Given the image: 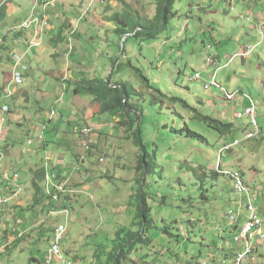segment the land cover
<instances>
[{
    "label": "rangeland",
    "instance_id": "1",
    "mask_svg": "<svg viewBox=\"0 0 264 264\" xmlns=\"http://www.w3.org/2000/svg\"><path fill=\"white\" fill-rule=\"evenodd\" d=\"M21 1L11 0L4 9L10 15L0 21L2 36L13 24L18 27L29 17L28 1L17 10L16 5ZM161 1L55 0V37L58 33L67 36L55 44V66L46 61V69L55 71V79L43 74L37 76L38 71L33 68L29 72L35 78L33 83H25L30 94L28 110L22 109L24 106L20 103H24V97L16 89L15 96L5 99L4 88L11 81V72L2 67L7 64L6 60L0 63V107L15 102L9 114L12 110L23 113L27 121L24 127L18 121L16 124L20 126L12 125L7 116L3 127L7 148L1 175L7 181L13 180V187L21 177L29 180V174H23L21 168L31 159L30 149L41 147L37 143L28 147V129L39 119L34 113L33 121L31 113L42 109L40 118L44 117L43 121L48 123L39 128L35 126L38 131L42 129L34 133H38L32 137H36L35 140L41 135L46 139V128L61 126L59 136L49 139L47 144L55 146L56 156H64L67 162L73 154L84 149L80 134L73 130L83 124H69L82 118L78 108L83 110L85 106L92 110L95 107L99 112L96 104L91 106V95L75 94L77 85L97 78L107 82L111 77L112 83L128 81L142 93L139 98L132 96L144 110L140 134L143 152L135 143L134 134L118 127L117 118L113 116L106 115L104 131L98 130L92 135L88 160L85 165L81 164L82 172L74 175L76 184L71 187L68 234L62 246L67 263L62 264H68L69 260L71 264H112L108 257L119 245L118 231L131 228L135 223L133 230L140 228L137 208L143 192L154 220L144 236L148 243L141 242L128 256L132 260L122 258L121 264H193L207 257H224L226 252L234 253L226 260L232 259L243 250L244 243H236L234 232L229 233L231 222L226 217L231 213L239 214L238 225L242 226L247 218V201L239 196L236 184L226 173H242L245 177L256 199L264 237L262 1L249 4L244 0H176L172 12L178 16L170 17L167 28L155 39H135L133 36L141 27L128 34L125 41L126 34L116 33L122 23L112 19L114 14L126 20L128 29L136 25H156ZM7 9L11 11L7 13ZM27 31L33 32L32 42L36 49L41 40L48 39L47 29L40 35V30L32 25ZM50 51L49 48L43 55L45 60H49ZM15 52L21 54L20 50L14 49L13 54ZM216 55L223 67L218 72L217 67L207 63L208 58ZM120 65L124 67L117 70ZM113 68L116 72L112 75ZM135 68L142 70L152 89L140 83L134 74ZM196 73L201 74V79H194ZM214 75L225 92L216 87L205 89L206 82ZM22 85L23 82L14 87ZM48 85L52 88L45 92ZM152 86L170 98L183 100L188 106L167 101ZM239 92L250 96L257 106L259 136L254 140L247 139L246 133L255 132L248 118L234 115V100L225 97L226 93ZM76 95L83 100L76 102ZM195 110L212 119L224 121L227 118L225 122L233 123L237 131L234 136L232 133L225 137L222 127L215 129L195 119ZM53 111L57 116L51 124L48 121ZM98 112L93 113V120L100 119ZM2 118L0 115V120ZM187 128L200 137L190 136ZM232 140L241 141V144L229 153L224 146ZM34 153H39L40 157H34L32 166L35 160L41 165V159L49 164L52 158L50 151L35 150ZM143 153L148 173L141 177L137 168ZM219 166L225 175H210ZM13 176L17 177L12 179ZM28 183L26 186L30 188L24 186L21 195L10 200V207L0 216V264H35L33 259L43 257L53 246V237L48 238L43 226L55 228L58 222H66L65 216H45L41 208L36 214L31 211L35 191ZM6 241L9 245H4ZM253 244L252 255L247 257L245 264H264V238H256Z\"/></svg>",
    "mask_w": 264,
    "mask_h": 264
},
{
    "label": "trees",
    "instance_id": "2",
    "mask_svg": "<svg viewBox=\"0 0 264 264\" xmlns=\"http://www.w3.org/2000/svg\"><path fill=\"white\" fill-rule=\"evenodd\" d=\"M10 1L11 0L6 1L5 4L0 8V21L5 19L6 12L4 9L6 8V6L8 5V3ZM166 1L167 0H162L159 4L157 15H156V20H157L156 25L152 24L150 26L148 25L147 27H142L140 25H136V26H132L128 29V28H126V26H127L126 20L124 21L123 18H118L119 17L118 14H114L112 16V19L114 21H118V22L122 23L121 27H117L116 33L121 34V35L132 34L133 32L137 31L138 27H141L142 29L138 30L135 33V35L133 36L135 39H138L141 37L144 38L145 40L155 39L157 37V35L159 34V32H161V30L159 28L162 25L163 7H164ZM175 1L176 0H170L168 5H167V8H166V26L163 29L167 28L168 21H169L170 17L178 16L177 13L172 12ZM244 1L248 2L249 4L252 3V1H250V0H244ZM260 1L261 0H256L253 3H258ZM234 2H235V0H234ZM27 19L29 21L30 18L28 17ZM27 19H26V21H27ZM19 32H21V31H19ZM9 35H11V34L8 33L5 36L0 37V39H1L0 51L5 52L8 56V58L10 59V48H11L10 44H11V42L15 41L16 36L19 37L20 33H18L17 35L11 36L12 39H9L10 38ZM61 38H62V35L60 36V34L58 33V35L55 37V44ZM116 64H118V62H115V65ZM122 67H124V66H122V65L118 66L117 70H119V68L121 69ZM115 72H116V70H115V68H113L112 75ZM134 74L138 77V80L140 81V83L144 87H146V88L150 87L151 88L150 81L147 77L144 76L142 70L135 68ZM208 83H209V81L206 82V84H208ZM212 87H214V86H211V88ZM153 89H155V88L153 87ZM154 91L157 92L160 97L166 98V100L169 102H172V103H180L181 102L183 105L188 106L187 103H185L183 100H180L179 98H170V97L166 96L163 92H161L157 89H155ZM75 93L85 94L84 96L91 95L93 97L92 103L94 105L96 104L98 106L100 114L110 115V116H113V118H117L118 121L116 122V125L120 128H124L125 132H128L130 134L133 133L134 137H135V143L140 146V148L143 152L144 147H143V143H142L140 134H142V131H143L142 128L144 126L143 125L144 124V116H143L144 110L140 104H137L135 102V100L133 99L134 96H132V94H134L136 98H139L142 95L141 92H139L135 87H133V86L131 87V85L128 81L127 82L118 81V82L112 83L111 77H110L108 79V83L105 82V80L102 78L84 80L83 84L77 85V87L75 89ZM213 103H215L214 100H213ZM252 103L257 108L255 102L253 101V99L250 96L244 95V93H241V92L236 93L235 97H234V101L232 102V104H235L234 111H233L234 115H242L243 116L244 111L247 110L248 107H251ZM194 112H195L194 113L195 119L200 120L202 122H205L207 124H210L215 129H219L220 127H222L221 133L225 137L227 135H232V133L234 136V133L237 131L235 129V126L233 123L225 122L228 120L227 118H225L226 120L221 121V120L209 118L208 116H204L201 113H199L197 110H195ZM248 120H249L250 126L255 130L254 126L251 123V120L250 119H248ZM188 133L190 136L200 137L199 134L191 131L190 129H188ZM248 133H246L247 139H248ZM258 136H259V132H258ZM79 137H80V141L81 140L83 141V138L80 135H79ZM250 140H254V139H250ZM232 141L233 142L231 144H230V142H228L224 146V150L228 151L229 153L233 150L234 146H236V145L239 146L241 144V141H238V140H232ZM4 143H6L5 137H4ZM89 151H86V152L89 153ZM75 158H77V160H76L77 162L74 161L75 163L74 162L72 163V171L73 172H82L81 160L77 156L76 157L74 156V159ZM60 160H64V163L66 162V158L64 156H63V158H60ZM50 162H51V160H50ZM54 164L55 163H53V165ZM48 171L50 174L55 175L57 177V180H59V181L70 180V175H68V177H63L62 175H60L59 171L56 170V167L51 165V163L49 164ZM137 172H138V175H140L141 177L144 174L148 173V168H147V163H146V155H144V153H143V156H141V159L139 160V166L137 168ZM46 174H47V169L45 168V165L42 166L40 169H34L33 173L31 174V176H32V187L35 191V196L33 199L34 205L31 208V211L34 214H36V213H38V210L41 208V211L43 212V214L45 216L50 217L52 212L59 210L60 205L71 203L72 199H71L70 195L72 194V190H71V187L68 186V188H67L68 193L64 194V195L61 194L62 196H60L61 203L60 204L55 203L52 200V197L48 196L46 194V191H45ZM220 174L225 175V173L222 172V170H221V166H219L217 168V170L213 169L210 172V175H212V176H218ZM141 177H140V179H141ZM242 177H243L242 179L246 183L245 177L243 175H242ZM14 178H15V176H13L12 179H14ZM233 182L236 184V181L233 180ZM246 185L248 188V183H246ZM13 189L14 188L12 186H9V183L7 182V180H5L4 176L0 174V190L2 192H4L5 194H7V191L13 190ZM239 196H241V195L239 194ZM241 197L247 201L246 197H244V196H241ZM138 204L139 205L137 208V214L140 217V219H139L140 220V222H139L140 228L138 231L133 230V227L135 228V226H136V223H135V225H132L131 228H128V229L125 228V229H121L120 231H118L117 236H118V239L120 241L119 245L116 248L115 252L113 254L111 253V255L108 257V260L112 264H121L122 258L132 260L131 257H128L130 255V253H132L133 250H136L137 246L139 244H141V242L148 243V240L145 241L144 236L146 235L148 229L151 228V224L153 225L154 220L151 218V215H150L151 209L147 204V199H146V195L144 194V192L140 194ZM51 217H53V216H51ZM59 217H61V216H59ZM56 218H58V217H56ZM226 219H227V217H226ZM59 224L60 223L58 222L56 225H59ZM238 226L239 225H236V226L233 225V227L231 228V223H230V231L231 232H229V231L228 232L231 235L234 232V234L236 235L238 232ZM43 232L49 234L48 238H51V236L53 237L54 228H52V227L49 228L48 226L46 228L43 226ZM233 255H234L233 252H231V253L226 252L224 257H222V256H221V258L220 257H207V258L202 259V260L201 259L197 260V261L195 260L193 262V264H201V263L220 264L222 261L232 257ZM47 257H48V255L46 252L42 257L43 258L42 260H35V261H37V262L40 261L39 264H42L46 260Z\"/></svg>",
    "mask_w": 264,
    "mask_h": 264
},
{
    "label": "built area",
    "instance_id": "3",
    "mask_svg": "<svg viewBox=\"0 0 264 264\" xmlns=\"http://www.w3.org/2000/svg\"><path fill=\"white\" fill-rule=\"evenodd\" d=\"M5 1H9V0H5ZM250 1L254 2L256 0H250ZM4 4L5 2L1 3L0 8ZM47 5L48 3H46L44 0H33L31 10L28 13V16L30 17L29 21L27 22L25 20L20 26L12 28L9 32L16 34L19 31H27L30 29L32 25H34L35 28H38L40 30V35H41V33L43 32V29H47L49 25L48 18L45 15V10H44ZM39 7H42V13H40L41 15L38 13ZM0 44H1V39H0ZM34 45H35L34 43L31 44L29 48H36ZM246 52L244 53V56L247 57L248 55H246ZM11 58H12L11 81L7 85L6 92H5V99H10L13 96L14 94L13 87L21 85L25 77V74L27 73V67L23 64L25 54L21 55L18 53H14L12 54ZM233 59L234 57L230 59V62H232ZM207 63L217 67V72L223 68L221 66V60L218 55L208 58ZM201 77L202 76L200 73H196L194 79L199 80L201 79ZM216 77L217 76L214 75L210 78L209 83L205 84L204 86L205 89L209 90L211 86H214L218 89L220 88V90L225 92V89L218 84ZM10 87H12V89ZM225 97L228 100H234L235 94L226 93ZM252 113H253L252 110H247L246 112L247 115H252ZM0 115L4 117L0 120V174H2V164L5 158L3 154L4 152L2 149V146L5 144L4 143L5 135H3V132H4L3 127L7 123L6 116L9 115V107L7 106L0 107ZM56 116H57V113L53 111V113H51L50 115V121H53ZM18 122L20 125L24 124V121H18ZM74 131L77 134H81L83 138L84 137L87 138L89 136H92L94 132L96 131V129L93 126L84 127L83 129L79 127H75ZM36 143L43 146L45 143V137L41 135L37 137L36 140L29 141L28 147H33ZM82 144H83L85 151H89L91 149L90 140L84 139L82 141ZM49 164L47 162L45 164V168L47 169L46 181H45V191L48 196L52 197V200L55 203L60 204L61 203L60 196L68 193L67 188L68 186H70L71 181L70 180H67V181L57 180V177L55 175H52L49 173L48 171ZM234 179L236 180V190L238 191V193L241 196L243 195L248 196V192L244 184L240 181L238 175H236ZM7 182L9 183V186L13 187L12 185V183L14 182L13 180L7 181ZM17 183L18 184L15 187H13L14 188L13 190L7 191V194H5L4 192L0 190V216L4 213L5 210H8V208L10 207V200H13V198H18L21 195L24 185L19 184L20 182H17ZM69 207H70V203L62 204L60 205L59 210L51 213V216L53 217L65 216L66 222L65 224H60L58 226H55L54 233H53V246L47 252L48 257L42 264L67 263V259H66L67 257L64 255L62 246H63L65 236L68 234L67 224L69 222V217H70ZM238 218H239V214L236 215L234 213H231L227 219L231 222V225L233 227V225L236 226L239 224ZM262 229H263V223L259 215L257 214L256 208L254 206V201H252L248 196L247 218L245 219V224H243L242 226H238V232L236 234V243L240 244V241L244 243L243 250L240 253H237L232 259L228 261L224 260L220 264H245L247 257H249L253 252V246H254L253 241H255L256 238L258 240L259 239L262 240L264 238ZM70 262L71 261L69 260L68 264H71ZM201 264H205V263H201Z\"/></svg>",
    "mask_w": 264,
    "mask_h": 264
},
{
    "label": "crops",
    "instance_id": "4",
    "mask_svg": "<svg viewBox=\"0 0 264 264\" xmlns=\"http://www.w3.org/2000/svg\"><path fill=\"white\" fill-rule=\"evenodd\" d=\"M25 1H28L30 3V6L32 7L33 0H22L19 4L16 5L17 10H21L22 9V7H23L22 3H24ZM44 1L45 2H48V7H47V9L45 11V15L47 16L48 22H49V25H48V28H47V30H48V39L46 41H42L41 40V44H40L39 47H37V49L36 48L35 49L29 48V46L34 43V42H32L33 32L31 33L30 31H21V32H17L16 34L10 33L9 31L12 28H15L16 27L13 24L12 27L10 25L11 28L8 30V33L11 34V35H9V37H10L9 39H12L11 36L17 35L18 33H20V35H19V37L16 36L15 37L16 38L15 41L14 42H11V44H10V46H11V48H10V59L8 58V56H7V54L5 52L0 51V63H3L4 60L7 61V64H4L2 67H4L5 70L9 71V73L10 72L12 73V58H11V56L13 54V50L14 49L17 50V51L20 50L21 51L20 52L21 54H25V58L23 60V64L27 67V73H26V75H25V77L23 79V85L20 86V87H16V88L13 87L14 88V90H13L14 91L13 96H15V89H16V91L20 95H22V97H24V103L23 104L20 103V105H22L24 107L23 108L20 107V108L27 109V110L29 108L28 104H29L30 94L27 91V88L28 87L26 86L25 83H30V81L33 83L34 82V78H35V76L32 77V74L30 75L29 72L32 71L33 69H36V71H38L37 72V76H43V75H45L47 77H50V78L55 79V71L53 72V71H50V70H47L46 69V66H47L46 64L49 63V62H51L52 65L55 66V32H57V26L55 25V0H44ZM261 1H262V6H264V0H261ZM3 2H6V1L3 0L2 2H0V4L3 3ZM31 7H30V10H31ZM30 10L28 11V13L30 12ZM9 11H11V9L10 10L7 9V13ZM38 11H39L38 12L39 14L42 13L41 7L38 8ZM28 13H27V15H28ZM9 15H10V12H9ZM9 15L6 14V17L5 18H7ZM27 21H28V19H27ZM1 36L2 35L0 34V37ZM65 36H67L66 33L62 35V37H65ZM12 48H13V50H12ZM49 48L51 50L50 52H48V59L49 60H45L43 55H46L47 54V51H49ZM15 53H17V52H15ZM41 58H43V60H41ZM46 61H47V63H46ZM6 88H7V86H5L4 90H6ZM51 88H52V85H48L47 87L45 86V92L48 91ZM4 90L2 91V94H3ZM89 99L91 100V98H89ZM78 100H81L82 101L83 99H80V97H77V95H76V102H79ZM14 104H15V102H14ZM14 104L12 103L10 106H7L5 104L4 106H7V107L11 108V106H13ZM91 106H93V103H92ZM82 109L83 110H81L80 107L78 108V114H80L82 116V118H80L79 120H77L75 122H70L69 124L72 126L73 124H79V123H81V124H83L82 127L75 126V125L74 126L75 127H79L81 129H83L84 127L93 126V127H96L95 128L96 131H98V130L104 131L102 129V127H104L103 123L104 124L106 123V120H105V116L106 115L100 114L99 116H101V117H100L99 120H97V119L93 120L92 119V118H94L93 117V113L94 112H96V113L98 112L97 110H95V107H93L94 110L92 109L93 112H92V110H89L90 109L89 107H85L84 106V108H82ZM42 111L43 110L40 109L39 111H34L33 113H31V115H32L31 118H32L33 121H35L34 119L36 118L34 116V113L36 114V116L39 115V119L37 121H35L37 123L35 125V126H37V128H39L42 125L46 126L48 124V123H45L43 121L44 120V117L40 118V114L42 113ZM8 117L9 118L7 120L9 122V124L20 126L19 124H16L17 121H24V124L22 125V127L26 126V124H27L26 118L23 117V113H19L17 111H13L12 110L11 111V114H9ZM113 119H115V118H113ZM48 122L51 123L53 121H50V119H49ZM99 124H102L101 125V128L99 127ZM35 126L34 127L32 126L30 129H28V131H29V133H28V135H29V138H28L29 141L30 140H35L36 137L35 138H32V137L38 135V133L42 130L41 129L40 131H38V129L35 128ZM49 127H51V126H49ZM60 127L61 126H59L57 128L55 126L54 129L53 128H50V129L46 128L47 129V131H46V139L47 140L45 139L44 145L41 146V147H36V149H35V147L32 148V149H30V152L31 153L29 154V157L31 159L26 162V166H23L21 168V171L23 172V174H25V173H28L29 174V180L32 178V176H30V174L33 173V170L34 169H40L46 163V162H43V159H41V161H42L41 165H39L37 163V160H35V163L33 164V166L31 165V162H33L35 156H37V157L39 156L40 157L39 153H34L35 150H37L39 152H44V153H47V152L50 151V153L52 155V158L50 159L51 162H50V160H49V162L51 163V165L54 166V167H56V170H58L59 173H60V175H62L63 177H68V175H70V181H71L70 187H73V185L76 184L75 183V177H74V175L76 173L78 174V172H73L72 171V163L74 161L77 162L76 161L77 158L74 159V156L75 157L76 156L79 157L80 160H81V164L82 165H85L86 162H87V160H88V154L89 153L85 152L84 149L82 148L78 153L73 154L72 158L70 159V160H72L71 162L69 160V161H67V162L64 163V160L65 159L64 160H60V158H63V156L62 155L61 156H56V153H55L56 147L55 146H53V147L50 146L49 147L48 144H47L49 139L52 140L53 137L59 136V134L61 133L60 132L61 131ZM75 127H73V130H75ZM49 131H50V133L52 132L53 134L49 135ZM36 132H38V133L37 134H34ZM97 134H99V133H97ZM97 136H99V135H97ZM82 138H83V136H82ZM84 139H88L92 143V141H93L94 138H92V136H89L87 138L84 137L83 140ZM95 139H98V137L95 138ZM6 143L2 146V149H3V152H4L3 154L5 156V159H6V148H7ZM81 144H82V140H81ZM81 144H80V146H81ZM8 145H9V143H8ZM53 163H55V164L53 165ZM25 167H27V169H25ZM26 180L21 177L19 184H24L25 188H30V187H28V185L26 186V183H28V181H29L28 179H26ZM29 183L32 186V180ZM72 193H73V191H72ZM4 245H9V241L4 242ZM0 256L2 257L1 252H0ZM42 259H43L42 257L41 258H38V259L37 258H34L33 261H35V260H42ZM39 262L40 261H38V262L35 261L34 263L35 264H39Z\"/></svg>",
    "mask_w": 264,
    "mask_h": 264
},
{
    "label": "bare ground",
    "instance_id": "5",
    "mask_svg": "<svg viewBox=\"0 0 264 264\" xmlns=\"http://www.w3.org/2000/svg\"><path fill=\"white\" fill-rule=\"evenodd\" d=\"M29 18H30V17H29ZM247 110H252V111H253L252 115H247V114H246ZM247 110L244 111L243 116H245L246 118L250 119L252 125H253L254 128H255V132H254V133H253V132H249V133H248V138L250 137L249 139H254V138H257V137H258V132H259V130H258V128H257V108H256L255 105L252 103L251 107H248ZM239 116H242V115H239ZM254 136H256V137H254ZM226 175L230 176V177L232 178V180H234V181H236V180L234 179V177H235L236 175H238L240 181L244 184V186H245V188H246V190H247V192H248V196H249V198H250L252 201H254V206H255V208H256V205H255V203H256V199L252 197V195H251V193H250V190L247 188L246 183H245L244 180L242 179L241 174H240V173H233V174L226 173ZM243 196L246 197V199H247V203H248V196H247V195H243ZM245 208H246V211H247V205H246ZM256 211H257V208H256ZM257 214L259 215L258 211H257ZM259 217H260V215H259ZM260 219H261V217H260ZM244 224H245V223H244ZM251 255H252V254H251Z\"/></svg>",
    "mask_w": 264,
    "mask_h": 264
},
{
    "label": "water",
    "instance_id": "6",
    "mask_svg": "<svg viewBox=\"0 0 264 264\" xmlns=\"http://www.w3.org/2000/svg\"><path fill=\"white\" fill-rule=\"evenodd\" d=\"M170 0H167L164 7H163V15H162V25L160 26V30H162L165 26H166V8H167V5L169 3ZM127 35L123 38V40L125 41V39L127 38ZM108 82V80H107Z\"/></svg>",
    "mask_w": 264,
    "mask_h": 264
}]
</instances>
